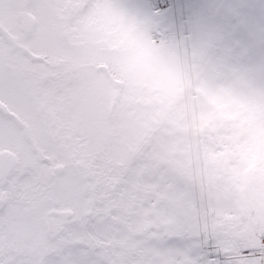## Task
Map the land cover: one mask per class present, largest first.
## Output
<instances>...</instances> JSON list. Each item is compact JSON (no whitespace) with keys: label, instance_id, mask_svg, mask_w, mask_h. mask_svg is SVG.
Listing matches in <instances>:
<instances>
[{"label":"snow or ice","instance_id":"obj_1","mask_svg":"<svg viewBox=\"0 0 264 264\" xmlns=\"http://www.w3.org/2000/svg\"><path fill=\"white\" fill-rule=\"evenodd\" d=\"M121 0H0V264H223L176 237L106 125ZM167 8L165 2L158 5ZM251 264V262H249Z\"/></svg>","mask_w":264,"mask_h":264},{"label":"trees","instance_id":"obj_2","mask_svg":"<svg viewBox=\"0 0 264 264\" xmlns=\"http://www.w3.org/2000/svg\"><path fill=\"white\" fill-rule=\"evenodd\" d=\"M201 18L200 14H196L193 18H189L186 24L192 28L191 24L194 22L199 27ZM109 22L114 25L111 20ZM116 29L115 26L114 35L117 37V41L113 49L121 46L131 32L115 34ZM219 37L222 36H209L208 39H204L206 48H203V54L199 52L207 59V64L204 67L195 68L193 62L190 64V87L197 94L195 98H206L207 104L211 108L206 123L199 124L195 121V132H197L195 138L198 147H201L199 149L201 154H204L206 149L208 151L212 148H217L220 151L221 154L211 158L212 162L206 159L207 165L213 163L211 172L215 177L213 184L209 185L210 188L212 187L209 195L214 197L216 202L223 204L222 208L236 207L245 212L243 215H226V221L229 226L231 225L230 229L234 233L247 235L249 232L247 219L251 216L255 220L257 218L264 219V96L263 91L257 89L259 83L254 81L255 76L248 69L247 60L240 59L237 65L241 72L235 73V81L238 83L234 86L235 88L238 86L235 90L242 97L233 102H217L206 97L205 84L220 86L219 74L230 76L234 71L231 70L227 74L220 71L221 67L217 65L215 57L221 58L222 62L231 59L226 44L222 42V39H218ZM192 40V36L187 37L185 45L192 43ZM173 42H175L174 45ZM179 45V40L172 36L166 38L159 45V49L163 50L170 46L182 75ZM220 49L224 50L222 55H218ZM167 50L164 49L162 52L166 53ZM154 60V56L151 55L150 68L153 66ZM145 69L146 67H142L139 71ZM259 80L258 78L257 81ZM178 85L179 88L172 92H169L167 85H164L161 88L162 93L155 94L156 85L153 82L146 81V83H139L137 86L128 84L113 94L106 109V123L111 135L123 143L132 158L143 162L146 172L153 180L152 190L156 197L159 190L175 194V183L179 175L182 176L181 173L185 167L192 168L191 163H193L191 148L193 138L188 129L190 127L180 128L174 121L175 116L179 117L181 121L187 118L183 106L186 103L185 91L179 79ZM129 86H134L135 89L128 92L126 89ZM173 104H175L174 108L171 107ZM182 115H184L183 118ZM120 122L128 125V129L123 127L121 129L129 135L130 139L134 135V128L137 130L136 146H132V143L124 136L119 128ZM165 122L168 125L167 130L163 127ZM206 124L212 125L213 128H208ZM154 131H157L156 135L153 134ZM208 136L213 139H209ZM205 138H207L208 144ZM178 156L181 161L177 159ZM206 200L210 201L208 204H211L212 200L208 198ZM158 203L161 206L167 205L164 202L158 201ZM215 205L212 202V206ZM190 207L182 204L177 206L179 212L182 209L184 211L185 208V213L189 217H193L194 226V223L200 221L199 211L196 207ZM246 212L251 214L248 215V218ZM209 216L211 215L209 214ZM190 223L192 224V219ZM172 235L192 237L191 233H185L182 227ZM173 264L180 263L173 261Z\"/></svg>","mask_w":264,"mask_h":264},{"label":"rangeland","instance_id":"obj_3","mask_svg":"<svg viewBox=\"0 0 264 264\" xmlns=\"http://www.w3.org/2000/svg\"><path fill=\"white\" fill-rule=\"evenodd\" d=\"M256 1V0H255ZM181 2V1H180ZM138 4V7H137ZM253 0H186L187 12L186 14L193 18L196 14L203 12L210 15V18L215 19H225L228 17L231 12L233 13L235 9L239 7H243L249 14L251 12ZM173 6V5H172ZM171 6V7H172ZM174 5L173 8H175ZM139 7L141 10H139ZM181 7V5H180ZM148 9L153 11L152 9L158 11L153 13ZM167 11L161 9L157 2L152 0H131V6H126L123 11L119 13L117 17L114 19H110L111 22H115L117 20L123 19L125 22H131L127 25V29H130V36L125 39L122 46H118L114 50L119 57V65L124 70V75L122 77H117L118 79L125 81L129 84H134L137 86L139 83H146V81H150L155 83L156 89L155 94H161V88L164 85H167V90L169 92L174 91L179 88L178 85V73L176 66L174 64L175 58L174 53L172 52L170 46L165 47L164 49H168L167 52H162L163 50L159 49L158 46L150 43L151 38H149V33L151 26H157L160 28H164L167 32H173L175 34L181 33L182 31V11H178V7H176L175 14L172 12V9L169 10L167 7ZM160 10V11H159ZM150 15L152 18H150ZM180 16V17H179ZM152 21L153 24L147 25L146 20ZM238 21L243 22L242 17L238 19ZM237 21V22H238ZM141 22L142 26H139L138 23ZM132 26V27H131ZM192 28V43L185 46L186 52L184 53L188 64L191 62H195L196 68H202L207 64L206 58L203 57L204 49L206 46L204 45V39H208L205 33H200L194 22L191 24ZM128 31V30H127ZM122 32V31H121ZM218 39H222L223 43H227L225 39L219 37ZM240 41L242 45H233V49L236 51L235 55L249 53V59H247V66L250 69L255 78L254 81L258 84V91H263L264 96V78L260 76V72H264V19L261 22V29L251 30V28H245V33L243 32L240 36ZM175 42H173V45ZM260 44V47L258 46ZM230 45V44H229ZM131 46V47H130ZM232 47V45H230ZM200 48V49H199ZM202 48V49H201ZM119 52H118V51ZM201 52V53H199ZM217 53H219L217 51ZM151 55L154 56L155 60L153 62V66L150 68V60ZM159 58H158V57ZM161 58V59H160ZM176 62V61H175ZM142 67H146L143 71H139ZM152 74V75H151ZM178 77V78H177ZM258 77L260 80L257 81ZM154 78V79H153ZM249 78V76H248ZM221 80V85L219 86H209L205 84L206 94L209 98L216 100L217 102H233L242 96L239 94L237 90H235V84L228 80V77L221 74L219 76ZM234 86V87H233ZM132 89H135L134 86L127 87V91L131 92ZM183 89H187L183 87ZM137 95V94H136ZM188 101V99H186ZM204 100H197L196 102L188 101L184 106V110L188 109L187 114L188 118H186L183 122H189L190 117V107L193 113L194 118L200 124L206 123V116L208 111L204 104L202 103ZM175 107V106H174ZM158 116V115H155ZM184 115H182V118ZM119 128L121 127L128 129V125L124 122H120ZM107 125V123H106ZM208 128H213L212 125L206 124ZM107 128L108 125H107ZM134 128V127H133ZM124 136L132 143V146H136L137 144V130L134 128V135L129 137V135L121 129ZM129 132V130H128ZM212 134V132H211ZM128 150V149H127ZM129 151V150H128ZM208 154L211 157L221 154L217 148H212L208 150ZM162 157L164 155L162 154ZM177 157L179 161L181 159ZM209 158V157H208ZM209 171V168H208ZM181 180L176 182V190H180V195H185V185H182ZM178 195H174L172 193H168L164 190L158 191L157 201L164 202L167 205L163 207L168 210L170 213V223L175 227V232L180 230V227L183 228L185 233L194 232L193 221L190 223L191 218L185 213V209L179 212L177 206L182 203H186L185 200L179 199ZM170 201V202H169ZM185 201V202H184ZM216 210L220 212L223 204L220 202H216ZM183 205V204H182ZM179 212V213H178ZM226 212L228 214L231 213V207L227 206ZM222 214V212H221ZM219 213V216H221ZM257 232V236H260L264 232V228H260L259 226ZM172 233V234H173ZM254 237V236H253ZM236 244L232 246L236 247ZM223 252H227V249H223ZM181 253V252H179ZM247 262H251L252 264L258 263L259 260L257 257L243 258V259H226L223 260V264H246Z\"/></svg>","mask_w":264,"mask_h":264},{"label":"clouds","instance_id":"obj_4","mask_svg":"<svg viewBox=\"0 0 264 264\" xmlns=\"http://www.w3.org/2000/svg\"><path fill=\"white\" fill-rule=\"evenodd\" d=\"M258 11L262 16H264V7H261Z\"/></svg>","mask_w":264,"mask_h":264}]
</instances>
